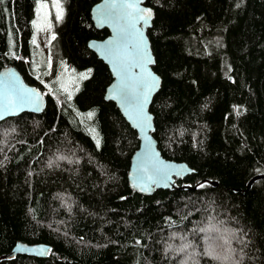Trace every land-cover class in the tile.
Returning <instances> with one entry per match:
<instances>
[{"label":"trees","instance_id":"obj_1","mask_svg":"<svg viewBox=\"0 0 264 264\" xmlns=\"http://www.w3.org/2000/svg\"><path fill=\"white\" fill-rule=\"evenodd\" d=\"M61 1L49 54L32 44L38 0H0V70L46 95L42 112L0 121V264H220L205 254L219 255L214 228L241 264H264V0H147L154 136L194 169L151 194L128 182L139 134L87 44L109 33L91 18L98 0ZM18 241L52 248L3 257Z\"/></svg>","mask_w":264,"mask_h":264},{"label":"water","instance_id":"obj_2","mask_svg":"<svg viewBox=\"0 0 264 264\" xmlns=\"http://www.w3.org/2000/svg\"><path fill=\"white\" fill-rule=\"evenodd\" d=\"M146 2L147 0H98L90 9L91 18L97 28H107L109 33L104 38H90L87 44L108 65L112 73V81L107 85L104 93L105 99L115 102L127 122L139 134V146L130 158L127 174L128 182L138 192L151 194L159 188H178L175 181L176 178H183L194 172V169L185 161H176L163 156L158 147L157 139L154 136L155 117L150 107L154 96L161 88L162 79L154 69L156 58L148 35V29L152 26L155 17V10ZM129 4H134L141 10H152L153 16L149 19L147 26H145L143 21L137 19L139 12L136 8L126 7ZM138 46H146L148 58L154 61L153 63L146 64L144 68L132 67L133 64L143 62V59L136 52ZM151 77H155L157 83L148 93L147 102L143 104V115L150 118V127L144 128L139 126L138 105L124 101L121 96L115 93L114 89L121 87L125 88L132 95H140L147 90L146 83L150 81ZM11 80L15 81L16 88L30 95L35 94L31 95V99L35 103L25 104L16 111H6V97L13 94L10 87ZM37 96L38 100L36 99ZM37 105L39 110H36ZM45 107V93L38 86L28 83L17 67L9 65L0 70V115L4 119L19 115L25 111L42 112ZM4 119H0V121ZM149 141L151 142V153L145 156L146 146ZM154 166L164 167L165 171L168 172L171 177L167 182L168 186H164L163 183L159 186L149 184L147 191H139V184L146 182V176L151 174ZM141 168H147L148 172L138 171ZM177 172L181 174L177 175ZM255 178L257 177H254L251 181ZM51 248L52 245L45 242L29 243L18 241L3 257L14 258L19 253L47 257Z\"/></svg>","mask_w":264,"mask_h":264},{"label":"snow or ice","instance_id":"obj_3","mask_svg":"<svg viewBox=\"0 0 264 264\" xmlns=\"http://www.w3.org/2000/svg\"><path fill=\"white\" fill-rule=\"evenodd\" d=\"M41 9H46L48 7L47 4L43 3V0H41L40 4ZM54 7L56 8V17L58 20L63 18V9L60 4V0H55L54 2ZM126 7L128 8H136L137 11L139 12V16L137 17L138 20H141L144 22L145 26L148 25L149 19L153 16V12L151 9H138L136 5L134 4H129ZM239 7V5H237ZM47 13H45V26L41 27L40 24H36L37 31H45L51 27L50 23H47L46 21ZM35 23V22H34ZM142 37V34H141ZM55 35L51 36V39H55ZM32 44L36 45L37 41L35 38L32 39ZM137 55L140 56L143 59L142 63H136L133 64L132 67H140L144 68V66L148 63H153L154 61L148 58V53H147V48L146 46L144 47H137L136 49ZM119 71V70H118ZM150 75V74H149ZM88 74H81V79H87ZM157 80L155 77H151L150 81L146 83V88L147 90L142 92L140 95H132L130 94L125 88L118 87L114 89L115 93L119 96L122 97V99L128 103L136 104L138 105V116L140 118V125L141 127L147 128L150 127L149 120L150 118L143 115V104L147 102V95L148 93L152 90L153 87L156 86ZM10 87L12 89L13 94L11 96L6 97V103H5V110L6 111H16L19 108H22L25 104L28 103H35L31 99V95L35 94H28L18 88L15 87V81L11 80L10 81ZM65 92H67V89H64ZM38 100V96L36 97ZM68 100H71V94H68L67 96ZM36 110H39V107L37 105ZM94 113L89 112L88 117L89 119L92 118ZM0 119H4L2 115H0ZM96 145L99 147L100 145V140L96 139ZM0 151H3L2 148H0ZM151 153V142L149 141L148 145L146 146V151H145V156H148ZM64 157H60V159H63ZM49 167L52 166V162H49ZM138 171L147 173L148 169L147 168H141L138 169ZM177 175H180V172L176 173ZM171 179L170 175L168 174L167 171H165L164 167H156L154 166L152 169L151 174L146 176V182H141L138 186V190L141 192H145L148 190V185H156L159 186L161 183L164 184V186H168L167 182ZM206 184H199L198 187L204 188L206 187ZM194 231L198 232H205L209 231V229L205 228H199V229H194ZM190 245H185L184 248L180 249V251H184L187 247ZM169 251L171 250L170 248L168 249ZM207 256L211 257L213 260L220 262V264H225L226 260L228 259L227 257L221 258L220 256L215 254L214 249H209L206 253ZM183 264H187V261H184Z\"/></svg>","mask_w":264,"mask_h":264},{"label":"rangeland","instance_id":"obj_4","mask_svg":"<svg viewBox=\"0 0 264 264\" xmlns=\"http://www.w3.org/2000/svg\"><path fill=\"white\" fill-rule=\"evenodd\" d=\"M55 0H43V3L47 4L48 7L46 9H41L40 4L41 0H38L37 2V9L35 16L33 18V27H34V33L33 38L36 39L38 46L43 50L46 51L45 53L50 54V43L52 41L51 36L55 35V26L57 23H59L62 19L58 20L56 17V8L54 7ZM60 4L63 9V17L65 14V8L60 0ZM45 13H47L46 21L47 23L51 24V27L45 31H37L36 24H40L41 27L45 26ZM35 22V23H34ZM50 56V55H49ZM50 67V64H48ZM52 76L56 77L60 82L63 81V77L61 75H54Z\"/></svg>","mask_w":264,"mask_h":264},{"label":"clouds","instance_id":"obj_5","mask_svg":"<svg viewBox=\"0 0 264 264\" xmlns=\"http://www.w3.org/2000/svg\"><path fill=\"white\" fill-rule=\"evenodd\" d=\"M215 231L217 236V242L215 243V248L219 253L218 256L221 258L227 257L225 264H241V261L236 260L235 257V249L231 247V240L225 239L223 234H221V230L219 228L211 229Z\"/></svg>","mask_w":264,"mask_h":264},{"label":"bare ground","instance_id":"obj_6","mask_svg":"<svg viewBox=\"0 0 264 264\" xmlns=\"http://www.w3.org/2000/svg\"><path fill=\"white\" fill-rule=\"evenodd\" d=\"M181 189V188H180Z\"/></svg>","mask_w":264,"mask_h":264}]
</instances>
